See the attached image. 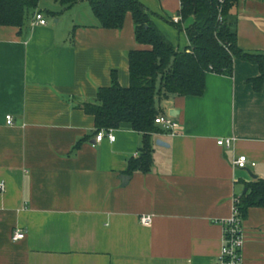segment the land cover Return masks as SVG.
<instances>
[{"label": "crops", "instance_id": "crops-1", "mask_svg": "<svg viewBox=\"0 0 264 264\" xmlns=\"http://www.w3.org/2000/svg\"><path fill=\"white\" fill-rule=\"evenodd\" d=\"M45 1L22 28L0 26V264H216L222 222L245 184L264 181L258 66L235 59L230 75H205L202 96L160 102L178 127L173 136L151 135L148 173L128 174L142 135L122 126L113 143L96 142L82 106L110 86L113 72L128 86L127 54L144 48L131 15L109 30L89 0L67 10ZM138 1L176 50L189 45L184 31L165 25L179 0ZM37 12L45 26L34 24ZM232 14L238 47L264 57V0H239ZM225 139L229 147L217 145ZM239 156L245 169L232 165ZM16 230L24 237L13 241ZM242 232L241 264H264L263 208L248 209Z\"/></svg>", "mask_w": 264, "mask_h": 264}, {"label": "trees", "instance_id": "trees-1", "mask_svg": "<svg viewBox=\"0 0 264 264\" xmlns=\"http://www.w3.org/2000/svg\"><path fill=\"white\" fill-rule=\"evenodd\" d=\"M64 10L78 0H55ZM39 0H0V26L22 28L37 9ZM180 21L170 24L184 31L189 45L176 50L156 28L150 14L138 0H89L90 9L103 29L119 30L126 14L134 25V37L144 47L129 52L126 88L119 85L115 73L111 84L98 90L93 103H85L82 110L93 117L99 130L129 127L142 135L137 159L128 164V174L148 173L152 164L150 137L163 131L155 124L164 115L160 102L171 97H200L204 93L207 73H232L233 60L258 66L260 76L252 80L254 89L264 83V57L242 51L237 45L236 18L232 10L239 0H179ZM49 16L54 14L49 12ZM188 23L184 28L183 24ZM246 192L234 203L240 219L250 208L264 209V181L245 184Z\"/></svg>", "mask_w": 264, "mask_h": 264}, {"label": "built area", "instance_id": "built-area-1", "mask_svg": "<svg viewBox=\"0 0 264 264\" xmlns=\"http://www.w3.org/2000/svg\"><path fill=\"white\" fill-rule=\"evenodd\" d=\"M34 24L39 26H45L46 20L44 16L37 12L33 17ZM174 23H178L180 18L178 16L172 19ZM155 124L161 128L164 133L174 135L178 124L174 119L168 115H161L155 119ZM5 124L7 126L13 125V118L10 115L5 117ZM106 139L108 142L113 143L115 141V135L113 129L99 130L96 134V142H101ZM232 139L218 140V146L229 147ZM248 160L245 156H239L232 161V165L237 169H245L248 165ZM254 166L253 163L250 164ZM4 190L3 183L0 182V191ZM139 222L143 226H149L152 222L150 217H141ZM24 237L23 232L16 230L12 236L13 241L21 240ZM243 245V232H242V220L239 217L238 211L233 207L232 215L230 218L222 222V237L220 253L217 258L216 264H241V249Z\"/></svg>", "mask_w": 264, "mask_h": 264}, {"label": "rangeland", "instance_id": "rangeland-1", "mask_svg": "<svg viewBox=\"0 0 264 264\" xmlns=\"http://www.w3.org/2000/svg\"><path fill=\"white\" fill-rule=\"evenodd\" d=\"M42 1H45V0H42ZM47 1H49V0H46L45 2L47 3ZM80 6V5H79ZM88 11H89V8H88ZM46 18H48L49 20H51V17L50 16H46ZM168 28H170V30H174L175 32H176V34H177V30L174 28V26H171V25H167V24H165ZM188 25V23H185V24H183V27L185 28L186 26ZM179 34H181V36L183 35L182 34V32L180 31L179 32ZM183 40H185L184 38H183Z\"/></svg>", "mask_w": 264, "mask_h": 264}, {"label": "water", "instance_id": "water-1", "mask_svg": "<svg viewBox=\"0 0 264 264\" xmlns=\"http://www.w3.org/2000/svg\"><path fill=\"white\" fill-rule=\"evenodd\" d=\"M156 144H157V145H160V146H164V144H163L162 142H160V141H159V142H156ZM245 191H246V190H244V192H245Z\"/></svg>", "mask_w": 264, "mask_h": 264}]
</instances>
